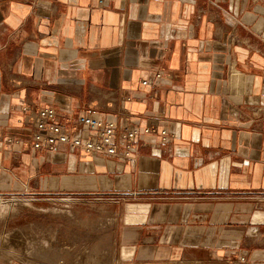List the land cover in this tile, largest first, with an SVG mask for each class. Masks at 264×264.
Here are the masks:
<instances>
[{
    "label": "crops",
    "instance_id": "1",
    "mask_svg": "<svg viewBox=\"0 0 264 264\" xmlns=\"http://www.w3.org/2000/svg\"><path fill=\"white\" fill-rule=\"evenodd\" d=\"M43 108L136 129L134 163L32 148ZM66 195L112 264H264V0H0V200Z\"/></svg>",
    "mask_w": 264,
    "mask_h": 264
},
{
    "label": "rangeland",
    "instance_id": "2",
    "mask_svg": "<svg viewBox=\"0 0 264 264\" xmlns=\"http://www.w3.org/2000/svg\"><path fill=\"white\" fill-rule=\"evenodd\" d=\"M105 209L102 202L70 195L0 200V219L11 221L6 228L0 224V262L112 264L107 232L112 221Z\"/></svg>",
    "mask_w": 264,
    "mask_h": 264
},
{
    "label": "built area",
    "instance_id": "3",
    "mask_svg": "<svg viewBox=\"0 0 264 264\" xmlns=\"http://www.w3.org/2000/svg\"><path fill=\"white\" fill-rule=\"evenodd\" d=\"M34 128L35 132L31 138V146L34 149L54 151L59 145H68L73 151L81 150L95 157L134 163L133 153L139 132L134 128L119 129L112 123H102L91 111L79 113L75 117L72 132L69 133L58 122L54 109L43 108L37 112ZM142 133L155 132L146 128ZM165 138V131L160 132L161 143L165 142ZM240 261L243 262L244 259L241 258Z\"/></svg>",
    "mask_w": 264,
    "mask_h": 264
},
{
    "label": "bare ground",
    "instance_id": "4",
    "mask_svg": "<svg viewBox=\"0 0 264 264\" xmlns=\"http://www.w3.org/2000/svg\"><path fill=\"white\" fill-rule=\"evenodd\" d=\"M0 213H1V211H0ZM2 216V215H1Z\"/></svg>",
    "mask_w": 264,
    "mask_h": 264
}]
</instances>
